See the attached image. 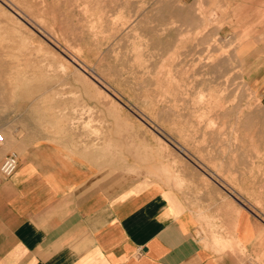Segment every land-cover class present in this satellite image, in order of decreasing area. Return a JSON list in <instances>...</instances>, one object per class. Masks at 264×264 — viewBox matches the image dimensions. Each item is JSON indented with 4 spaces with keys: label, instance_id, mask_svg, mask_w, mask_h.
Instances as JSON below:
<instances>
[{
    "label": "rangeland",
    "instance_id": "374dc122",
    "mask_svg": "<svg viewBox=\"0 0 264 264\" xmlns=\"http://www.w3.org/2000/svg\"><path fill=\"white\" fill-rule=\"evenodd\" d=\"M229 18L217 0H0V153L137 173L231 105L264 116L259 48L238 47L259 33Z\"/></svg>",
    "mask_w": 264,
    "mask_h": 264
},
{
    "label": "crops",
    "instance_id": "0c3cea01",
    "mask_svg": "<svg viewBox=\"0 0 264 264\" xmlns=\"http://www.w3.org/2000/svg\"><path fill=\"white\" fill-rule=\"evenodd\" d=\"M217 1L235 31L259 33L238 47L264 66V0ZM250 78L264 112V67ZM241 106L169 138L180 151L166 144L137 173L20 142L0 176V264H264V116Z\"/></svg>",
    "mask_w": 264,
    "mask_h": 264
},
{
    "label": "built area",
    "instance_id": "2783aa9c",
    "mask_svg": "<svg viewBox=\"0 0 264 264\" xmlns=\"http://www.w3.org/2000/svg\"><path fill=\"white\" fill-rule=\"evenodd\" d=\"M18 166V158L15 154L11 153L2 160L0 163V176L3 179L9 178Z\"/></svg>",
    "mask_w": 264,
    "mask_h": 264
}]
</instances>
